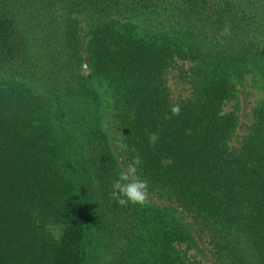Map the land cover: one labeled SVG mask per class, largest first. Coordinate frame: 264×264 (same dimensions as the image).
<instances>
[{
	"label": "trees",
	"instance_id": "obj_1",
	"mask_svg": "<svg viewBox=\"0 0 264 264\" xmlns=\"http://www.w3.org/2000/svg\"><path fill=\"white\" fill-rule=\"evenodd\" d=\"M248 74L264 0H0V264H264V101L239 144L225 111ZM118 153L158 200L116 202Z\"/></svg>",
	"mask_w": 264,
	"mask_h": 264
},
{
	"label": "rangeland",
	"instance_id": "obj_2",
	"mask_svg": "<svg viewBox=\"0 0 264 264\" xmlns=\"http://www.w3.org/2000/svg\"><path fill=\"white\" fill-rule=\"evenodd\" d=\"M88 62V59H86ZM182 63V62H181ZM184 69L189 68V64L183 65ZM180 68L170 69L167 73L168 83L171 89V93L177 97H188L192 93L191 85L188 81L182 80L179 76ZM264 101V85L252 74H248L237 87L236 96L233 97L225 106V111H235L238 115L239 124L237 128V134L235 140L237 144L242 141L243 137L248 134L254 120V110L256 106ZM120 165L123 167L124 173L127 172L129 164H133L132 160L127 159L124 153H118ZM151 194L154 200H158V196L155 190L146 189V195ZM163 201V200H161ZM203 264H220L212 256L210 251L204 246V250L201 252L192 251Z\"/></svg>",
	"mask_w": 264,
	"mask_h": 264
},
{
	"label": "clouds",
	"instance_id": "obj_3",
	"mask_svg": "<svg viewBox=\"0 0 264 264\" xmlns=\"http://www.w3.org/2000/svg\"><path fill=\"white\" fill-rule=\"evenodd\" d=\"M174 115L180 111L179 105L171 109ZM159 136L153 132L149 134L150 145H155ZM127 149V145H122ZM148 182L139 178L138 170L135 164H129L126 173H122L113 183L114 191L111 196L116 199V202L122 206L131 204H144L146 202V189Z\"/></svg>",
	"mask_w": 264,
	"mask_h": 264
}]
</instances>
